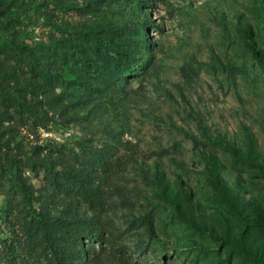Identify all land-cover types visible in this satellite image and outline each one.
<instances>
[{
  "label": "rangeland",
  "instance_id": "374dc122",
  "mask_svg": "<svg viewBox=\"0 0 264 264\" xmlns=\"http://www.w3.org/2000/svg\"><path fill=\"white\" fill-rule=\"evenodd\" d=\"M38 215L107 239L84 264H264V0H0L16 262Z\"/></svg>",
  "mask_w": 264,
  "mask_h": 264
},
{
  "label": "trees",
  "instance_id": "16d2710c",
  "mask_svg": "<svg viewBox=\"0 0 264 264\" xmlns=\"http://www.w3.org/2000/svg\"><path fill=\"white\" fill-rule=\"evenodd\" d=\"M253 57L259 60L255 54H253ZM128 60L127 56L117 54L110 56L109 63L112 65L109 68L110 72L114 75L119 71H123L124 67L129 64ZM108 81H110L109 78ZM75 190L76 194L92 208L101 206L89 189L84 186H77ZM29 220L27 231L28 236L32 238V244H28L24 248L27 258L16 262L14 252L19 249L20 243L16 241L2 243V239H0V264H41L43 260L50 264H84L80 259L82 256H86V250L81 239L83 237L88 239L97 237L100 240H107L100 233L93 236L91 229H89L91 227L85 223H77L61 218L50 220L41 215L34 216ZM111 240L107 242H111Z\"/></svg>",
  "mask_w": 264,
  "mask_h": 264
}]
</instances>
